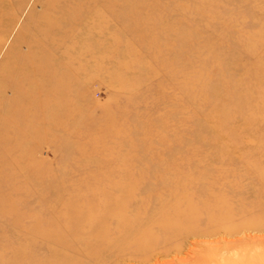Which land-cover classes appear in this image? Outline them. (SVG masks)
Masks as SVG:
<instances>
[{
    "label": "rangeland",
    "instance_id": "rangeland-1",
    "mask_svg": "<svg viewBox=\"0 0 264 264\" xmlns=\"http://www.w3.org/2000/svg\"><path fill=\"white\" fill-rule=\"evenodd\" d=\"M261 183L264 0H0V264H137L122 219L228 218Z\"/></svg>",
    "mask_w": 264,
    "mask_h": 264
},
{
    "label": "bare ground",
    "instance_id": "bare-ground-1",
    "mask_svg": "<svg viewBox=\"0 0 264 264\" xmlns=\"http://www.w3.org/2000/svg\"><path fill=\"white\" fill-rule=\"evenodd\" d=\"M254 199L256 204H251L250 209H239L237 212L233 210V214L228 218H218L217 220H199L193 213L182 212L183 214H180L178 211L164 213L163 210H160L154 218L149 220V224L142 222V218H140L142 223L135 227L131 221L136 218L127 214L129 217L125 219L130 218V220L122 219L125 224L124 222L119 223L121 221L115 224L129 231L128 243L130 244L121 250L122 256L133 253L134 255L128 258L135 260L137 264H264V251L253 255L249 253L251 247L262 244L264 246V237L251 235V233L264 230V183H261L260 189L254 194ZM206 206L211 208L208 204ZM169 208L171 207H167V209ZM171 209L174 210L173 207ZM222 212V217H224L227 213L223 210ZM237 215L243 221H237L235 219L238 217ZM229 222L233 224L229 226ZM126 224L128 225L126 226ZM101 227L102 225H95L93 229L97 231ZM239 235H241L240 238H238ZM108 236H104L105 239L101 240L98 238V241L93 243L92 240H96L94 233L83 235L81 244L83 255L87 257L116 244L113 241L115 239L110 238V233ZM212 237L213 240H208ZM125 241L126 237L123 242ZM65 244L72 246L73 241L69 242L68 240ZM236 246L244 249L242 255L236 258L238 261L224 257ZM48 247L53 253L48 264H86L84 256L82 258L79 252L68 255L61 253L65 252L64 247L49 245ZM66 258L69 262L64 260Z\"/></svg>",
    "mask_w": 264,
    "mask_h": 264
}]
</instances>
